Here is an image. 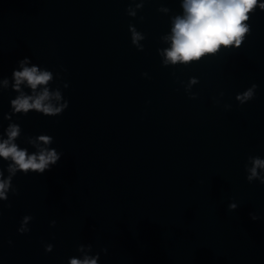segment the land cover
Wrapping results in <instances>:
<instances>
[{
	"label": "water",
	"instance_id": "95a60500",
	"mask_svg": "<svg viewBox=\"0 0 264 264\" xmlns=\"http://www.w3.org/2000/svg\"><path fill=\"white\" fill-rule=\"evenodd\" d=\"M182 5L0 0V142L15 124L18 148L60 155L43 174L17 171L0 200V264H264V184L246 179L264 159V10L239 47L165 65ZM25 59L52 73L35 92L14 88ZM45 87L62 113L14 111ZM12 163L0 157L2 178Z\"/></svg>",
	"mask_w": 264,
	"mask_h": 264
},
{
	"label": "clouds",
	"instance_id": "9594fccd",
	"mask_svg": "<svg viewBox=\"0 0 264 264\" xmlns=\"http://www.w3.org/2000/svg\"><path fill=\"white\" fill-rule=\"evenodd\" d=\"M182 7L184 15L182 17L177 16L174 19L171 29L172 34L168 37L171 46L163 52L165 65L186 64L199 60L206 54L218 52L221 46L239 47L245 34L249 31V26L244 23L249 19V13L257 7L264 10V3H260L259 0H183ZM131 14L134 15V13ZM131 30L132 42L137 44L143 37L135 29ZM20 63L22 70L15 71L13 74L16 91H19L20 85L26 81L27 85L35 92L38 86L47 85L52 79V73L49 71H40L36 66H25L28 63L27 59ZM195 82V80L192 81V83ZM4 83L7 85V80ZM256 87V85H253L242 95L237 96V99L241 103L252 99ZM53 97L60 100V91L50 93L48 88L45 87L37 95L21 93L11 101V106L16 113L23 112L27 114L32 109L48 115L62 113L68 107V101H65L59 107H54L51 103H45ZM19 132L18 125H10L7 130L8 139L0 142V157L5 160L10 159L13 162L8 166L7 170L10 175L6 179L2 178L3 172L0 171V200L8 199L6 193L11 188L12 179L17 171L28 174L31 170L43 174L46 169H49L50 165H55L60 159V155L54 149L41 148L38 155H29L26 150L18 148L12 141L19 135ZM39 140L44 144H49L51 137L41 135ZM258 169H264V159L254 158L252 167L248 169L250 174L246 177L247 181L252 182L254 179H258L261 184H264V176H260ZM12 192L17 194L16 189H12ZM235 207V204L229 205L230 210ZM30 218L25 217L23 223L26 224ZM256 218L253 217V219ZM52 225H55V221H52ZM19 231L26 232L28 229L22 225ZM51 247V245L46 246V251L51 250ZM80 250H82V247ZM69 264H97V260L85 257L83 260L71 259Z\"/></svg>",
	"mask_w": 264,
	"mask_h": 264
}]
</instances>
